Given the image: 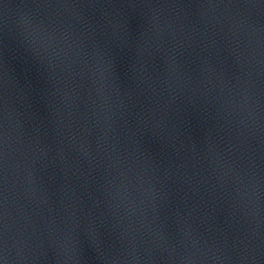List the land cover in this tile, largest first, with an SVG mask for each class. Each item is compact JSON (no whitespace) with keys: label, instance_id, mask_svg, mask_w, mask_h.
Listing matches in <instances>:
<instances>
[{"label":"water","instance_id":"obj_1","mask_svg":"<svg viewBox=\"0 0 264 264\" xmlns=\"http://www.w3.org/2000/svg\"><path fill=\"white\" fill-rule=\"evenodd\" d=\"M0 264H264V0H0Z\"/></svg>","mask_w":264,"mask_h":264}]
</instances>
